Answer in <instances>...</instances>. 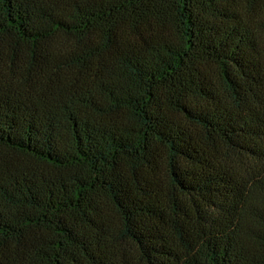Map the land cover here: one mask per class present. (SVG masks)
<instances>
[{"label":"trees","instance_id":"16d2710c","mask_svg":"<svg viewBox=\"0 0 264 264\" xmlns=\"http://www.w3.org/2000/svg\"><path fill=\"white\" fill-rule=\"evenodd\" d=\"M0 264H264V0H0Z\"/></svg>","mask_w":264,"mask_h":264}]
</instances>
